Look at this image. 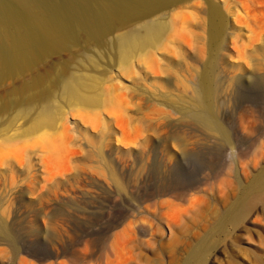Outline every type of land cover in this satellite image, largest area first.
Instances as JSON below:
<instances>
[{
	"label": "bare ground",
	"instance_id": "1",
	"mask_svg": "<svg viewBox=\"0 0 264 264\" xmlns=\"http://www.w3.org/2000/svg\"><path fill=\"white\" fill-rule=\"evenodd\" d=\"M231 1L232 3L225 1L221 6L215 0H0V118L11 114L8 121L0 124L1 240L16 249L13 229L3 215L11 211L2 209L7 196L23 203L27 201V195H32L31 203L40 206V214L50 207L59 206L66 199L58 183L60 177L57 178L51 169V163L62 160L59 142L54 137L62 132L61 129H66L64 133L69 131L68 126L64 128L68 114H76L83 123L96 127L99 133L88 144L83 142L79 146V140H75L74 135L67 136L65 147L69 145L72 149L63 150L67 152L63 157L64 161L72 163L84 152L82 161L85 164L98 163L107 167L115 191L124 194L129 200L135 199L131 186L134 182L140 183V180L125 181L116 171V166L113 167L116 156L114 157L115 151L111 146L112 139L123 143L130 140L126 130L128 120L122 117L123 112L122 115L112 117L115 127L122 128L118 138L101 119L104 113L101 110H105L114 99L108 98L109 93L104 89L107 68L103 69L105 72L102 71L101 75L94 72L99 71L102 59L109 57L110 53L114 57L111 68L117 69L119 77L127 81L129 78L134 80L132 75L136 74V62L144 75L151 77V87L142 86L139 91L144 104L163 106L174 113L168 114L165 109H156L145 115V124L156 133L168 127L173 131L166 139L159 135L155 141L158 145L163 143V162L158 166V176L153 188L145 190L139 199L162 200L172 195L182 198L196 191L198 179L179 174V171L204 167L209 164L210 155L217 161L213 166L219 168L224 152L236 148L232 129L224 118L228 117L232 107L244 102H258L260 97L264 98L261 91L264 89V25H259L258 22L262 15L264 17V0ZM176 6L195 8L198 11H195L196 15L194 11L193 14L184 15L181 26L183 31H188L190 22H196L195 27L200 33H194L198 43L194 42L199 44L211 38L217 44L207 60H203L204 49L200 48L196 57L199 59L198 64L188 71L187 81L172 73L174 66L181 69L185 67L187 57L181 50L178 53L177 49L170 50L171 54L174 51L181 59L177 65L173 64V57L167 58L164 65L161 64V52L168 51L166 43L173 31L171 22L167 17L148 20L144 16L151 10ZM229 17L233 18L237 28L229 27ZM242 25L245 26L244 29L240 27ZM206 35L208 39L205 38ZM186 38L184 35L182 40L185 45L191 41ZM228 43L232 45L237 61H248L245 60L248 68L242 63L233 64L234 66L226 64ZM63 55H67L68 59H63ZM79 56L82 59L78 68L73 70L71 64ZM160 75H165V85L158 81ZM125 89L129 90L128 87ZM124 103L129 105L127 101ZM261 113L264 116V105ZM20 120H24L22 125H18ZM99 124L102 126L98 129ZM61 136L60 139L63 140ZM169 143L175 144V151L170 150ZM84 145L85 150H81ZM148 146L139 148L135 154L137 159L144 160L151 151L150 143ZM239 168L244 177L247 176L245 165L240 164ZM81 175L78 173L77 177ZM92 175L87 177L93 187L107 193L111 188L106 181L109 180L106 178L108 175L102 174L105 179L101 183L100 178L99 180L93 173ZM17 178L27 181V184L18 185L20 182L16 181ZM80 179L85 178L83 176ZM242 188V197L230 208L225 221L239 223L253 214L257 205L263 202L264 168L254 182ZM81 195L87 199L91 196L89 191L81 192ZM174 196L172 197L175 198ZM158 205L160 207L162 204ZM160 218L166 217L161 215ZM165 225L170 233L175 226L171 220H165ZM224 225L220 231L225 228ZM206 254L205 249L198 251L197 260L204 261Z\"/></svg>",
	"mask_w": 264,
	"mask_h": 264
},
{
	"label": "rangeland",
	"instance_id": "2",
	"mask_svg": "<svg viewBox=\"0 0 264 264\" xmlns=\"http://www.w3.org/2000/svg\"><path fill=\"white\" fill-rule=\"evenodd\" d=\"M215 1L221 6L225 1L232 3L231 0ZM262 8L264 11V4ZM193 9H187L184 6L166 7L151 10L144 14L148 20L156 17H167L171 22L173 31L170 33L168 43H166L168 51L163 50L161 52V64L165 63L167 58L173 57V64L177 65L181 59L174 54V51L171 54L170 50L177 49V53L181 50L187 57L185 67L181 69L174 66L172 73L175 77L184 81L189 80L188 71L198 64L197 60L199 59L196 57L198 52L201 51L200 48L204 49L203 60H207L209 54L211 56V52L217 46L211 38L197 44L198 41H196L197 38H195L194 33L198 34L200 32L195 27L196 22H190L191 27H193H190L188 31L182 30L184 15L187 16L193 14V11H197V9ZM239 11H242V9ZM262 17L263 15L258 21L259 25H264V17L263 20ZM229 18V27L237 28L233 18ZM240 27L244 29L245 26ZM183 34L185 38L187 35V40L190 38L191 41L188 42L191 47L188 45L189 43H186L187 45L184 42L182 43V40H184ZM192 37L195 40L191 39ZM205 38L208 39V36L206 35ZM191 42L193 43L191 44ZM231 46L228 43L226 64L234 66L242 63L244 65L246 59H238L237 61V56ZM62 58L68 59V56L63 55ZM113 58V53H110L109 57L106 56L102 59V67L99 71L94 72V74L101 75L103 69L107 68L108 73L104 76L106 80L104 89L109 93L108 98L114 99L112 104L106 106L107 109L101 110L102 113L104 112L101 119L105 126L108 129L110 128V132L114 133V136L116 134L118 138L121 136L122 128L115 127L114 118L112 117L124 113L122 117L128 120L126 123L128 129L126 130L131 141L123 143L112 139L111 146L115 151L114 157H116L113 167L116 166V171L125 181L140 180V183L136 182L135 184L134 182L131 186L135 199L129 200L124 194L115 191L107 167L98 163L85 164L82 161L84 152L78 157V161L75 160L69 164L64 161L63 157L67 153L65 151L72 149L69 145V148L65 147L67 136L74 135L75 140H79L77 143L79 146L83 142L88 144L89 140L99 133L96 127L83 123L80 118H77L76 114H74L75 117L73 114H68L64 128L68 126L69 131L67 130L64 133L66 129H61L62 132L59 134L61 136L64 133V137L61 136L63 140L60 139L59 134L54 137V140L56 142L58 140L60 143L57 142L60 145L59 150L62 154V160L56 159L57 161L54 160L51 163V169L55 172L57 178L60 177L58 181H63L58 183L66 199L59 206H53L55 210L50 207L43 214H40V206L31 203L32 195H27V201L23 203L7 196L2 209H8V211L11 209V214L6 212L2 214L13 229L16 249L0 239V264H264V196L263 202L257 205L256 210L250 216L236 224L228 220L225 221V216L230 208L242 197V187L254 182L258 173L264 168V116L261 113L264 98L260 97L264 94V89H261L262 94L258 96L260 97L258 102H244L239 104L240 106L232 107L228 112V117L224 118L232 129L236 148L224 152L223 161L218 165L219 168L213 166V163L216 164L217 161L213 155H210L209 164L203 165L204 167L186 168L179 171V174L198 179L199 184H197L198 189L196 191L182 198H176V195H172L175 198L168 196L162 200L150 199L143 201L144 199L141 200L139 197L142 196L145 190L153 188L155 179L158 176V166L163 162V143L158 145L155 144V141L159 135L164 136V139H166L173 131L168 127L164 128L165 130H162V132L156 133L145 124V115L156 109H165L164 111H167L168 114L173 112L163 106L144 104L139 96V91L142 86L151 87V77L144 75L141 66L137 65L136 62V74L132 75L135 81L132 78L127 81L119 77L116 68H111L113 67L111 63ZM81 59L79 56L73 60V64H71L73 70L78 68ZM246 66L247 64H245ZM160 77L158 81L165 85L163 81L165 75H160ZM138 78L144 80L139 81ZM127 87L129 90L125 89ZM118 88L121 90H118ZM252 97L255 96L252 95ZM126 101L129 102L128 106L124 103ZM10 116L9 114H5V117L2 116L0 124L8 121ZM23 123L24 120H20L18 125ZM99 126L102 125L99 124L98 129ZM92 128L96 130L93 131ZM149 143L152 147H150L151 151L144 160L137 159L136 152L139 148H148ZM172 144L169 143L168 146L170 150L175 151V144L173 146ZM85 147L86 145L82 146L81 150ZM64 149L65 151H63ZM233 156L236 157L233 158ZM233 159L236 160V163L233 162ZM240 164L241 166L245 165L247 168V176L245 177L239 168ZM78 173L82 175L77 177ZM92 173L94 177L101 179L100 183L105 179L102 174L108 175L106 178H109V180L106 181L111 188L107 193L93 187L87 177V175L89 177L93 176ZM83 176L85 179H80ZM16 181L20 182L18 185L27 184V181H21L20 178H17ZM65 185L68 186L67 189ZM68 188H70L69 191ZM85 191H89L91 194L88 199L81 195V192ZM94 193L97 198L99 197L98 199H94L96 198ZM155 201L158 202L155 203ZM160 203L162 205L159 207L158 204ZM159 215L166 218L161 219ZM165 220H171L175 225L171 233L165 225ZM223 225L225 228L220 231ZM204 249L207 254L204 261L200 262L196 258V253Z\"/></svg>",
	"mask_w": 264,
	"mask_h": 264
}]
</instances>
